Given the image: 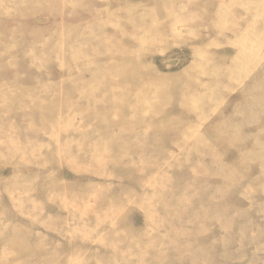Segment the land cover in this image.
Segmentation results:
<instances>
[{
  "label": "rangeland",
  "instance_id": "obj_1",
  "mask_svg": "<svg viewBox=\"0 0 264 264\" xmlns=\"http://www.w3.org/2000/svg\"><path fill=\"white\" fill-rule=\"evenodd\" d=\"M0 264H264V0H0Z\"/></svg>",
  "mask_w": 264,
  "mask_h": 264
}]
</instances>
